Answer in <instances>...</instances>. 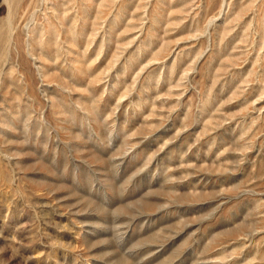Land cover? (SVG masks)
Instances as JSON below:
<instances>
[{
    "label": "rangeland",
    "instance_id": "1",
    "mask_svg": "<svg viewBox=\"0 0 264 264\" xmlns=\"http://www.w3.org/2000/svg\"><path fill=\"white\" fill-rule=\"evenodd\" d=\"M0 264H264V0H0Z\"/></svg>",
    "mask_w": 264,
    "mask_h": 264
}]
</instances>
